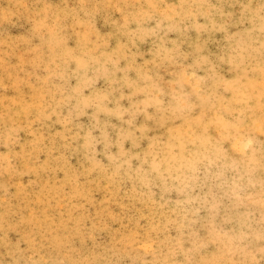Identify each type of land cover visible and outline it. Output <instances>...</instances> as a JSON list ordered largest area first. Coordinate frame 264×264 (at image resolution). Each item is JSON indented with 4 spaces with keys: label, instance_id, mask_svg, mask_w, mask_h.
I'll use <instances>...</instances> for the list:
<instances>
[{
    "label": "rangeland",
    "instance_id": "obj_1",
    "mask_svg": "<svg viewBox=\"0 0 264 264\" xmlns=\"http://www.w3.org/2000/svg\"><path fill=\"white\" fill-rule=\"evenodd\" d=\"M182 2L0 0V264L14 261L16 264H32V261L40 264H151L154 260L157 264H167L166 238L171 240L178 235L175 226L178 217L170 210L171 205L162 206L161 197L169 201L181 197L175 192L162 193L157 182L152 189L155 202H144L134 198L133 182L127 179L116 185L109 184L100 173L85 174L89 165L80 150L82 141L62 138L71 137L76 129L65 132V125L45 107L47 104L55 106V101L60 100L56 86L63 83L55 64L49 62L52 57L47 55V47L37 48L41 45L37 32L46 17L47 23L56 26V42L63 49L69 73L77 69L86 53L123 55L125 58L119 61V67L126 71L129 81L139 83L141 78L147 77L150 78L147 82L158 85L165 93L186 94L192 107L184 113L161 114L149 107L139 115L135 121L141 129L138 146L133 148L126 142V150L140 153L151 162L152 156L190 159L193 154L205 153L210 145H216L217 153L226 149L228 162L235 170L227 172L225 180L245 183L240 180L244 142L221 137L237 116V113L229 115L225 106L229 110H244L243 119L248 125L264 118V70L257 68L255 61H249L254 70L249 68L245 74L220 63L217 57L223 54L229 37L243 39L242 35L236 37V33H244L255 23L249 22L250 13L244 12L243 6L255 10L261 0H220V3L209 0V4L231 14L224 18L229 25L226 31H207L194 26L178 31L165 27L155 35L132 37L135 46L130 43L126 33L137 28L133 21L137 10L142 7L151 11L153 19L148 21L149 27H155L158 21L167 25L165 14L177 10ZM101 3L109 6L102 7ZM242 13L244 23L240 24ZM197 22L206 23L203 17H198ZM184 23L190 24V21ZM162 49H175L184 58L175 57V62L166 60ZM198 60H205L204 70H197L193 76L188 66ZM209 65L217 72L212 87L206 78ZM124 76L125 72L117 73L118 78ZM77 86L78 78L69 76L65 94ZM108 87L104 79H97L84 95L100 94ZM122 91L129 97L120 100L123 107L146 99L134 86ZM171 100L172 95L164 96L165 104ZM67 112V107L59 108V114L67 115ZM90 114L88 110V115L74 124L88 125ZM111 123L119 126L114 118ZM112 135L114 137L115 133ZM249 135L261 142L259 146L264 149V135L259 132ZM102 151L103 146L98 145L97 152ZM97 159L108 163L102 154H98ZM206 162L213 163L210 157ZM141 163L143 161L137 158L133 166ZM253 179L264 180V170L258 167ZM259 191L257 185L242 194L258 200ZM203 192L209 198H222L221 216L228 208L229 215L247 211L258 220L264 211L251 201L232 210L226 186L209 183ZM207 215L201 210V217ZM220 218L217 217V222ZM194 219L197 223L192 225L191 240L197 243L207 237L209 226L207 220ZM223 227L225 231L238 230L234 219ZM261 244L264 242H253L254 247ZM190 246L187 241L183 245L184 248ZM175 259L184 258L177 255ZM196 259H200L201 264H214L228 257L222 255L220 246L209 244ZM231 259L238 262L244 258L235 255Z\"/></svg>",
    "mask_w": 264,
    "mask_h": 264
},
{
    "label": "clouds",
    "instance_id": "obj_2",
    "mask_svg": "<svg viewBox=\"0 0 264 264\" xmlns=\"http://www.w3.org/2000/svg\"><path fill=\"white\" fill-rule=\"evenodd\" d=\"M220 3V0H218ZM102 7L109 5L101 3ZM197 8L203 11H196ZM243 11L250 13L249 22L253 23L251 29L244 33L237 32L236 37L243 36V39L229 37V42L223 50V54L217 59L220 63H226L233 69H239L242 73H247L249 68L253 71V65L249 61H255V66L264 70V0H261L259 8L252 10L248 5L243 6ZM231 14L224 13L217 5L209 4V0H183L182 5L178 6L175 11L165 14L164 19L168 21L164 25L162 21H158L155 27H149L148 21L153 19L150 10L140 8L133 14V21L137 24L134 32H127L130 37V43L135 46L132 37L140 38L144 34L155 35L162 31L165 27L168 30H186L190 26L197 27L207 31H226L229 27L225 23V16ZM198 17H203L206 21L203 25L197 22ZM219 18V19H217ZM47 17L41 21L40 35L41 45L47 47V55L52 57L49 61L55 64L57 74L62 84L56 86V90L60 92L61 98L55 101V106L47 104L45 107L51 109L53 115H57L58 122L65 125V132H71L72 128L76 129L71 137L64 139L81 140L80 150L83 152L84 159L89 167L85 169V174L93 172L100 173L103 178H107L109 184L119 183L127 179L133 182L132 194L134 198L141 199L144 202H155L152 197L154 195L152 189L157 186L162 193L175 192L180 199L175 201L163 200L162 206L171 205V211L178 217L175 226L178 235L165 243L169 247L167 264H201L200 257L203 250L209 244L220 246L223 256L228 259H218L214 264H261L264 261V244L258 247L253 246V242H264V211H261L260 218H254L251 212L237 213L235 216L229 215V209H224V215L221 216V197L213 196L209 198L203 188L209 183L216 187L226 186L229 189V196L232 200L231 209L234 210L245 201L259 204L264 209V180L253 179V173L259 167L264 170V149L259 145L261 142L256 141L254 136L249 133L259 132L264 135V118L259 121H253L251 125L244 122V110L232 108L225 110L228 114L237 113L234 121H230L229 127L221 133V137H228L232 140H241L245 145V154L242 162L240 177L245 183H236L235 181L227 182L225 180L226 173L235 171L228 162V154L224 148V152L217 153L216 145H210L205 153L193 154L192 158L174 159L170 157L158 158L152 156L149 162L140 153H132L131 150L125 149V143L129 142L133 148L138 146L141 129L136 126L135 121L139 115L145 113L149 107L155 108L157 112L171 113L173 116L188 111L192 105L189 103L186 94L183 93H165L162 89L147 81L150 78H141L139 83L129 81L126 71L119 67V61L124 59L123 55L115 57L113 55L95 56L86 53L82 56V63L78 65L74 72L69 73L68 61L64 59L63 49L57 45V29L53 24L46 22ZM190 21V24L184 23ZM238 23H244L242 13L241 20ZM257 32L259 35L253 36L252 33ZM163 58L171 62H175V57L182 55L175 49H162ZM41 55H44L41 52ZM205 60L194 61L188 68L195 76L197 70H204ZM125 72V76L118 78L117 73ZM216 69L211 65L208 67L207 79L211 82L210 87L215 85ZM69 76L78 78V86L65 94V86ZM97 79H104L109 87L103 93H93L89 96L84 95V91L95 85ZM135 87L137 92L145 94L146 99L139 103H130L129 107H123L120 100L129 98L123 94L122 89L125 87ZM120 93V95H115ZM135 95V93H132ZM172 95V100L165 104L164 96ZM211 96V93H209ZM254 95V94H253ZM60 107H67V115L59 114ZM88 116L89 124L82 125L75 123L80 117ZM103 117V119H101ZM119 121L117 124L111 123L112 119ZM111 129V131H109ZM115 133L113 137L112 133ZM95 133H98L95 134ZM102 145V153L97 152V146ZM116 151L113 152L112 149ZM98 154H102L108 163L104 164L97 159ZM259 156V158H257ZM210 157L213 161L212 165L206 162ZM137 158L143 163L139 166H133V161ZM61 159H63L61 157ZM65 163H67L65 161ZM101 166L103 170H101ZM259 186V199L253 200L250 196L244 195L245 190L250 187ZM204 210L208 213L206 217H201L200 212ZM220 221L217 222V217ZM207 220L209 233L207 237L202 238L199 242L193 243L191 240L192 225L197 223V219ZM235 220L238 225L236 231H225L223 224ZM257 225V227H254ZM190 243V247L184 248L185 242ZM10 255L12 253H9ZM182 255L183 260L177 261L175 257ZM239 255L244 259L233 261L232 256ZM13 264H16L14 261ZM32 264H40L38 261H32ZM151 264H157L154 260Z\"/></svg>",
    "mask_w": 264,
    "mask_h": 264
},
{
    "label": "bare ground",
    "instance_id": "obj_3",
    "mask_svg": "<svg viewBox=\"0 0 264 264\" xmlns=\"http://www.w3.org/2000/svg\"><path fill=\"white\" fill-rule=\"evenodd\" d=\"M235 150H237V149H235Z\"/></svg>",
    "mask_w": 264,
    "mask_h": 264
}]
</instances>
